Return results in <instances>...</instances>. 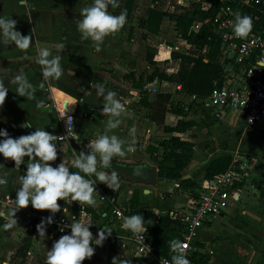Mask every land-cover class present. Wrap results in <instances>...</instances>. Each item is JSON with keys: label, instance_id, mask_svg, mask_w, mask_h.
I'll return each mask as SVG.
<instances>
[{"label": "crops", "instance_id": "obj_1", "mask_svg": "<svg viewBox=\"0 0 264 264\" xmlns=\"http://www.w3.org/2000/svg\"><path fill=\"white\" fill-rule=\"evenodd\" d=\"M128 1L107 0V10L110 14L120 15L121 12H125ZM219 1L226 2L227 0ZM197 2H202L203 7L204 4H209L208 0H157L155 3L153 0H134L132 13L127 17L125 25L117 32L109 34L100 45V51H97L96 44L91 39H83L77 30V22L82 18L81 10L91 6L93 0H0V16L15 20L17 30L25 36L31 35L33 39L32 45L27 50H21L14 44L0 43V76H3L5 85L10 89L3 107L0 108V129H6L13 138L27 135L35 131V128H44L54 135L62 129L61 112H72L75 115L74 131L79 136L78 145L73 149H69L66 145H58V158L52 163L53 166H57L66 157L75 158L81 151H87L90 140L104 134L108 117L101 112L103 97L98 96L92 87L96 82L102 83L106 90L116 92L123 103H134L132 111L122 113L120 127L109 134H116L126 141L134 139L136 150L115 157L113 162L157 165L150 148H158L157 143L171 136L164 132V127L151 120L152 111L140 105L139 92L135 91L132 84L125 81L124 77L134 74L137 79L143 76L147 80L156 69L170 76L179 71L180 62L173 60L172 54L174 52L189 54L185 51L191 50L192 47L181 39L176 22L165 14H178L182 7L189 8L192 3ZM173 3L179 6V10L176 11L177 8L173 6ZM161 36L169 37V40L174 39L175 41H170L174 45L171 47L165 42L158 45L157 41ZM57 43L64 44V49L59 53L54 48ZM180 46L188 49L183 51ZM41 47L50 48L53 55H61L63 72L60 79L43 80L41 66L36 63L37 51ZM149 49L155 52L152 64L148 61ZM137 51L144 53L143 61H139L136 57ZM167 63H169L168 68L161 69L160 66ZM21 68L36 88L32 99L18 96L15 92V85L11 84V80ZM170 71L175 72L170 74ZM106 72L113 74L117 80L120 78L122 84L127 83L130 88L125 90L124 87H119L110 80ZM156 82L160 83L161 92L158 95L171 94L172 104L177 101L176 104L188 105V97L178 88L179 86L158 79L153 83ZM41 83H44V88L39 87ZM153 83H146V85ZM123 90L126 93H123ZM147 94L150 102H154L157 95H150L148 92ZM38 102H45L48 108H38ZM194 115L193 118L189 116L185 120L196 121L197 127L194 130L199 131L206 128L211 135L210 144L205 146L207 151L212 152V160L208 165L215 160L216 155L221 153L230 154L233 158L236 156L246 158L250 162L248 168L250 186L242 192L240 201L229 209L228 219L225 222L216 221L200 232V245L209 259L208 264H264L263 132L247 130L243 116L235 113H228L223 119L217 120L210 109L203 106ZM170 117L176 120L175 124L167 123ZM183 119L168 114L166 126L175 127ZM26 122H30L33 127H25ZM132 128L136 129L134 137L130 134ZM174 136L182 138L185 135L175 134ZM154 140L158 142L155 143ZM197 151L196 144V156ZM27 160L26 157L25 163L16 168L14 161L0 155V178L7 180L5 185H0V192L5 196L16 197L15 191L19 187L18 180L26 171ZM187 172L184 180L182 179L179 184L187 186L190 193L192 190L189 186L192 183L197 185L196 181L199 178L203 180L204 174L187 175ZM119 182L123 185L127 184L123 181ZM96 183V190L99 193L101 185ZM176 184L158 182L157 186L162 188L166 194H172ZM252 186H256L255 189H252ZM150 192L153 193V189ZM133 193L128 191L127 200L124 197H119V199L123 200L124 204L130 205ZM96 195L94 194V198ZM58 203L61 211L56 214L66 215L65 209H67V214H71L69 210L73 203L69 199L67 202L60 200ZM76 204L80 212L85 210L88 215L96 213L93 205H81L79 202ZM11 207L0 200V208L8 210ZM48 214L52 213L39 210L35 215L23 209L19 210L16 216L18 224L10 229L12 235H16L20 241H23L30 223L35 218L40 223ZM85 221L92 225L90 231L94 238L99 232L98 225L100 228H109V218L106 216L94 218L93 215L91 218L87 217ZM2 225L0 223V233L3 232L2 240L7 244L8 238ZM18 228H22L23 231L17 232ZM46 235L47 237L41 240L38 232L35 234L28 258L25 261L19 259L21 264H45L48 249L50 250L54 242L62 236L57 235L51 225L47 226ZM109 241V238L106 239L102 247L92 245L103 261L108 259Z\"/></svg>", "mask_w": 264, "mask_h": 264}, {"label": "clouds", "instance_id": "obj_2", "mask_svg": "<svg viewBox=\"0 0 264 264\" xmlns=\"http://www.w3.org/2000/svg\"><path fill=\"white\" fill-rule=\"evenodd\" d=\"M107 8V0H93L91 6L81 10L82 18L77 22V30L82 38L91 39L96 44L97 51H100L104 39L121 29L127 19L126 11L121 12L120 15H113ZM229 23L232 24L233 33L237 38L247 37L253 28L252 17L240 13L235 14L234 21ZM0 43L14 44L21 50H27L32 45L33 39L31 35L25 36L17 30L15 20L0 16ZM54 48L59 53L64 49V44L57 43ZM61 59V55H53L48 47L38 49L36 63L41 66L44 81L60 79L63 72ZM255 67L256 70H264V57L257 59ZM11 84L15 85L18 96L26 99L34 97L36 88L25 75L23 68L14 76ZM39 87L44 88V83ZM92 87L98 96L103 97L101 112L108 119L104 134L90 140L87 151H81L75 158L66 157L57 166H53L52 162L58 158L55 141L60 137L47 132L44 128H35V131L17 138L10 136L6 129H0V155L14 161L16 168L24 164L25 158H28L26 171L18 180L16 198L12 199L13 206L8 210L0 208V219L5 221L2 225L5 230L16 226L17 212L28 208L31 204L35 210L49 211L53 214L43 218L36 226L39 237L43 240L47 237V226L54 223V215L61 211L58 201L67 202L70 198L72 202H79L81 205H94L96 202L94 194H99L96 190V181L115 192L120 187L121 174L113 167V161L115 157L123 156L126 152H135V140L126 141L116 134H109L118 129L122 123L120 117L124 112V103L116 92L106 90L102 83L96 82ZM9 90L3 76H0V108L3 107ZM37 107L48 108L45 102H38ZM69 118L72 119L70 116ZM24 126L33 127L30 122H26ZM135 132V128L130 129L133 137ZM92 176H95V180L86 178ZM6 183V179L0 178V185ZM64 211L67 215V209ZM68 227L70 234L61 236L54 242L52 248L48 249L45 264H83L95 254L92 245L102 247L112 234L108 227H101L97 237L94 238L90 231L92 225L82 219L74 218ZM122 227L138 236L146 230L144 216L142 214L126 216L123 218ZM169 246L174 253L171 256V264H190L183 243L173 240ZM116 261L117 259H114L113 264H116ZM122 264H128L127 259H124Z\"/></svg>", "mask_w": 264, "mask_h": 264}, {"label": "built area", "instance_id": "obj_3", "mask_svg": "<svg viewBox=\"0 0 264 264\" xmlns=\"http://www.w3.org/2000/svg\"><path fill=\"white\" fill-rule=\"evenodd\" d=\"M226 2L240 3L242 6L251 8L264 6V0H227ZM210 8V4H204L203 10L208 11ZM235 14V10L227 6L221 9L213 22L215 31L223 43L221 64L230 71L224 86L214 91L205 100H199L196 96L188 97V100L189 104L203 103L217 120L223 119L228 113L242 115L247 130L263 132L264 135V70H256L255 67L257 59L264 57V29L251 31L247 37L237 38L233 33L232 24L229 23L234 21ZM258 19L255 16V20L258 21ZM202 25V23H195L193 30L199 31ZM236 66L239 70H236ZM173 72L175 71L169 73ZM159 87V82L148 84L145 85V91L150 95H158L161 92ZM178 88L182 90L181 86ZM132 104L124 103L123 113L132 111ZM61 115L62 129L54 134L60 139L55 143L57 146L66 145L69 149H73L79 141V136L74 131L75 115L72 112H61ZM249 165L248 159L234 157L225 173L197 183V188L190 191L187 196V204L170 213L172 220L182 227L180 242L185 245L184 252L190 264H194L192 260L195 253H203V250L199 248L201 230L216 221L225 222L228 219L229 209L240 201L242 192L250 186ZM254 187L256 186H252V189H255ZM15 198L5 196L0 192V200L7 205L13 206L12 199L15 200ZM95 201L93 209L97 215L109 218V230L112 232L109 239L116 240V248L120 257H140V261L144 264H171V257L154 255L147 243L146 226V230L138 236L123 229L122 222L124 217L129 216V205L121 206L122 203L116 194L99 191V194L95 196ZM23 210L35 215L39 212L31 204ZM50 215L53 214H48L46 217ZM87 217L91 218L93 214L88 215L85 210H82L79 216L72 213L55 214L54 223L51 226L57 235L63 236L70 233L68 225L73 222L74 218L85 221ZM108 246L110 247V243ZM93 261H96V264H106L97 252L89 259V264H93Z\"/></svg>", "mask_w": 264, "mask_h": 264}, {"label": "trees", "instance_id": "obj_4", "mask_svg": "<svg viewBox=\"0 0 264 264\" xmlns=\"http://www.w3.org/2000/svg\"><path fill=\"white\" fill-rule=\"evenodd\" d=\"M156 1L153 0V3ZM208 2L211 5L208 11L203 10L202 2H197L192 3L189 8L182 7L178 14H165V16L176 22L179 36L192 47L189 54L176 52L172 54V59L180 62L178 73L170 76L156 69L154 74L148 77L147 80L143 76L137 79L134 74L124 77V80L132 84L133 89L139 92L141 97L140 105L152 111L151 120L157 125L164 127V132L171 136L157 143L158 148H150V152L159 169L160 182L180 183L186 172L193 167L196 159V144L174 135H187L197 127L196 121H187L185 118L190 114H196L204 104L192 102L188 105L182 103L173 105V96L164 93L157 95L154 102H150V97L145 91L146 83H153L158 79L181 86L183 94L187 97L196 96L199 100H205L214 91L224 86L230 72L221 64L223 43L213 24L221 9L231 6L236 14L240 13L252 17V31H262L264 29V6L251 8L242 6L240 3H228L219 0H208ZM133 6L134 0H129L125 8L127 17L131 15ZM255 16L259 18L258 21L255 20ZM197 22L203 25L196 32L193 27ZM154 57L155 52L149 49L148 61L151 64ZM235 68L239 70L237 66ZM168 114L184 119L180 120L175 127H168L166 126ZM232 161V155L227 153L218 154L215 160L205 169L204 179L210 180L217 175L225 173ZM73 171L78 170L73 169ZM181 186L185 187L184 185ZM189 188L195 190L197 185L192 183ZM68 199L71 201L70 198ZM72 203L73 205L69 211L79 216L80 209L76 204L77 202ZM128 209L129 216L134 214H142L144 216L145 226L147 227V243L154 255L156 257H171L170 242L173 240L181 241L182 237V227L172 220L171 212L166 216L158 217V220L154 221V213L150 210L139 208L133 200ZM89 211L92 212L91 210ZM93 215L94 218H100L97 213L93 212ZM0 223L4 224V221L0 219ZM38 224L39 220L37 218L30 223L22 246L17 250L16 257L18 259L25 261L28 258L37 233L36 226ZM109 243L110 248L106 264H113L114 259H117L116 264H122L124 259H127L128 264H144L135 257H120L117 252L115 239H110ZM199 248L202 249V246L199 245ZM192 261L194 264H208L209 259L205 253L200 252L195 253ZM83 264H89V259H86Z\"/></svg>", "mask_w": 264, "mask_h": 264}, {"label": "rangeland", "instance_id": "obj_5", "mask_svg": "<svg viewBox=\"0 0 264 264\" xmlns=\"http://www.w3.org/2000/svg\"><path fill=\"white\" fill-rule=\"evenodd\" d=\"M206 1V0H204ZM173 6H175L177 10H179V6L175 3H173ZM171 8V7H170ZM172 9V8H171ZM170 41H175L174 39L169 40V37H164L161 36L157 43L158 45L161 44L162 42H165L168 46H173L174 44ZM181 50L184 51V49H188L185 46H180ZM192 50V49H191ZM191 50H186L185 52L187 53H191ZM136 57L139 59V61H143L144 60V53L143 52H136ZM168 64L165 65H161V69L166 70L168 68ZM158 65V64H156ZM107 73V72H106ZM113 73V72H112ZM107 76L110 77V80L112 82H115L119 87H124V89L126 90V88H128V84H122V81H120V78H118V80L113 76V74L111 75V73H107ZM130 88V87H129ZM123 90V93L126 91ZM153 99V98H152ZM177 103V101H176ZM173 104V105H176ZM187 104H189V100L187 102ZM190 117H194L195 115H189ZM188 116V117H189ZM200 121V120H199ZM169 125H173L176 123V120L173 118H169V121L167 122ZM208 130H206V128L200 129L199 131L193 130L190 133H188L187 135H185L184 137H182V139L186 140V141H191V142H195L197 144V156H196V162L194 163V167H191L188 172L187 175L189 174H204V171L207 167V165L211 162L212 157L211 151H207L205 149V146L207 144H210V138L211 135L207 132ZM154 142H158L157 140H154ZM204 155V156H202ZM217 156V155H216ZM157 166V165H155ZM82 175H84L82 173ZM204 176V175H203ZM89 179H93L95 180V176L92 177H86ZM202 179L199 178L198 181H196V183L200 182ZM98 183H100L99 181H96ZM160 182V180H159ZM120 183V182H119ZM181 183V182H180ZM100 189L99 191H104L106 189H108L111 193L116 194L118 197L121 198H125L126 200L128 199V191L129 192H134L133 196H131V199L136 203V205L141 208V209H145V210H150L154 213V221H157L158 217L160 216H166L168 215L170 212L178 210L180 208H182L183 206H185L188 202L187 199V194L189 195V190L186 188L187 186H185V188H181L182 186H180L179 183L176 184L175 189L173 190L172 194H166L165 191L162 190V188H145L144 186H129V185H123L120 184V187L115 191L106 188L105 184H100ZM152 191L153 189V193L147 194L145 191L146 190ZM162 190V191H161ZM125 193V194H124ZM170 193V192H168ZM125 196H124V195ZM122 202L121 206H128L127 204L123 203V200H120ZM132 202V201H131ZM131 205V204H130ZM156 213H159L158 215ZM23 214V213H20ZM25 219V218H24ZM23 220V218L21 219ZM23 226V224H21ZM97 229L100 231V225L97 226ZM17 232L19 231H23L22 228H18L16 229ZM6 237L8 238V243L6 244L3 242V236L2 233H0V264H21V260H19L16 257V253L17 250L22 246L21 242H23L22 240L20 241L16 235H12V231L9 230H4ZM16 234V233H14ZM18 235V234H17ZM93 264H96V261H93Z\"/></svg>", "mask_w": 264, "mask_h": 264}, {"label": "water", "instance_id": "obj_6", "mask_svg": "<svg viewBox=\"0 0 264 264\" xmlns=\"http://www.w3.org/2000/svg\"><path fill=\"white\" fill-rule=\"evenodd\" d=\"M113 167L117 168V170L120 172V181H123L130 186H144L147 188H155L158 185L159 170L156 166H150L144 163L129 164L123 162H113ZM106 171L110 172L111 170ZM146 193L150 194L151 192L149 190H146ZM137 259L141 260L140 257H138Z\"/></svg>", "mask_w": 264, "mask_h": 264}]
</instances>
